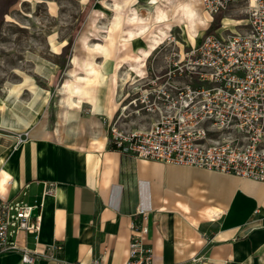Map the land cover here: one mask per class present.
Segmentation results:
<instances>
[{"label": "crops", "instance_id": "1", "mask_svg": "<svg viewBox=\"0 0 264 264\" xmlns=\"http://www.w3.org/2000/svg\"><path fill=\"white\" fill-rule=\"evenodd\" d=\"M93 95L67 121H43V134L0 137V194L41 217L37 235L17 242L52 256L25 263L7 251L0 264H124L138 208L151 264H264V183L120 154L107 131L118 88L108 77ZM56 243L61 251L46 250Z\"/></svg>", "mask_w": 264, "mask_h": 264}, {"label": "built area", "instance_id": "2", "mask_svg": "<svg viewBox=\"0 0 264 264\" xmlns=\"http://www.w3.org/2000/svg\"><path fill=\"white\" fill-rule=\"evenodd\" d=\"M198 3L209 18L237 9L243 28L222 29L190 45L168 38L163 64L144 67L140 86L107 122L110 147L134 158L264 183V0ZM34 208L0 194V254L17 251L25 263L52 257L17 242L19 232H39ZM146 214L138 208L132 217L124 264L152 263L144 241ZM46 250L59 252L62 245Z\"/></svg>", "mask_w": 264, "mask_h": 264}, {"label": "rangeland", "instance_id": "3", "mask_svg": "<svg viewBox=\"0 0 264 264\" xmlns=\"http://www.w3.org/2000/svg\"><path fill=\"white\" fill-rule=\"evenodd\" d=\"M198 1L0 0V137L6 139L7 135L14 134L11 129L22 127L14 115L43 126L44 122L52 125L56 118L59 123L67 121L71 110L61 99L65 96L63 84L69 82L73 73L87 78L85 82H77L83 95L76 97L78 107L73 109H80L83 102L93 107L94 87L109 77L113 88L119 91L116 105L119 113L126 94L131 96L142 83L121 84L119 77L128 72L131 77L139 74V78L144 67H160L168 38L190 45L222 29L239 32L243 28L237 9L209 18L201 12ZM181 3H188L197 18H205L203 23H195V36L191 39L183 33L186 20L176 12ZM151 5H155L153 11L147 8ZM159 10L166 17L156 23L155 15ZM139 28H144L146 34L133 40H121L126 33ZM159 31L165 36L148 52V37ZM83 39L88 46L99 44L102 49L91 53ZM118 62L120 68L116 77L113 67ZM88 66L90 69L86 68ZM90 70L93 73H88ZM103 70H110V75L106 76ZM10 88H13L12 93H9Z\"/></svg>", "mask_w": 264, "mask_h": 264}, {"label": "bare ground", "instance_id": "4", "mask_svg": "<svg viewBox=\"0 0 264 264\" xmlns=\"http://www.w3.org/2000/svg\"><path fill=\"white\" fill-rule=\"evenodd\" d=\"M147 8L151 9L153 11L155 8V5H151ZM176 12H177V14H180V16L186 20V22L184 23V29H183L184 35H186L190 39L193 38L195 36L193 33V26L195 25V23L197 21L199 23H203L205 18H197L195 11L189 6L188 3L178 4V6L176 7ZM165 17H166L165 13L162 10H159L155 15V22L156 23L162 22V21H164ZM146 32L147 31L144 28H139L138 31L126 33L125 37L121 38V40L122 39L123 40H133V39L137 38L139 35L146 34ZM164 36H165V34L162 31L151 34V36L148 37L147 51L149 52V51L153 50L157 45H159L160 41L162 40V37H164ZM82 42L85 43L86 49H89L91 51V53H98L102 49L101 45H99V44H93L92 46H88L87 42H85V39H83ZM86 68L90 69L89 66ZM119 68H120V63L118 62L113 67V73H114V76H116V77H117V72H118ZM88 73H93V70H90V72H88ZM143 74H144V69H143L142 73L140 74L141 77L139 76V78H138L139 74H134L131 77V75L128 72H124L121 75V78L119 77V80H121V84H124L125 82H130V81H131V84H133V82L136 83L137 81L143 79ZM86 80H87V78L84 74L73 73L70 75L69 82L67 81V83L65 82L63 84L65 96L61 99V103L67 109L72 110L73 108L78 107L79 100L76 99V97H78L83 92H82L80 86L77 84V82H83V81L85 82ZM12 90H13V88H10L9 93H12ZM18 91H19V89H18ZM14 117H15L16 122L19 124V126L21 125L25 129H30V134L32 136L38 135V134H43V132H44V126L43 125H40L38 123H33V122H31L27 119L21 118L19 116L14 115ZM66 117L68 120L70 117V112H68ZM11 130L17 131L16 129H11ZM14 133H17V132H14Z\"/></svg>", "mask_w": 264, "mask_h": 264}, {"label": "water", "instance_id": "5", "mask_svg": "<svg viewBox=\"0 0 264 264\" xmlns=\"http://www.w3.org/2000/svg\"><path fill=\"white\" fill-rule=\"evenodd\" d=\"M31 213L32 214H37L38 213V208H34Z\"/></svg>", "mask_w": 264, "mask_h": 264}]
</instances>
